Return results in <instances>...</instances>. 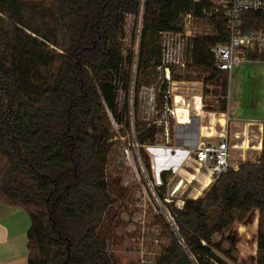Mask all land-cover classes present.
<instances>
[{
	"label": "trees",
	"instance_id": "trees-1",
	"mask_svg": "<svg viewBox=\"0 0 264 264\" xmlns=\"http://www.w3.org/2000/svg\"><path fill=\"white\" fill-rule=\"evenodd\" d=\"M198 9L192 0H0V199L28 214V264H117L100 234L112 203L110 115L121 127L129 125L117 96L122 87L128 91L133 54L124 55L117 38L126 15L140 16L142 67L150 42L160 32L180 30L181 14ZM225 41L221 22L216 35L193 37L191 64L213 76L227 73L214 67L210 51ZM158 56L159 50L153 68ZM164 90L158 89L162 97ZM135 132L140 145H150L157 127ZM261 143L257 159L227 167L203 196L170 207L201 264H210L211 248L220 249L212 236L253 210L255 264H264V122ZM139 151L149 169L148 156ZM233 247L223 251L231 259ZM154 264H190L173 233Z\"/></svg>",
	"mask_w": 264,
	"mask_h": 264
},
{
	"label": "rangeland",
	"instance_id": "rangeland-1",
	"mask_svg": "<svg viewBox=\"0 0 264 264\" xmlns=\"http://www.w3.org/2000/svg\"><path fill=\"white\" fill-rule=\"evenodd\" d=\"M181 23L182 18L180 25ZM140 30V16L126 15L122 34L117 38V43L124 55L132 52L136 56L137 52L134 62L129 65L131 76L128 91L125 92L123 87L118 90L117 101L120 108L126 107L129 125L125 127L120 125L117 128L112 122L113 141L106 165L112 203L108 206L100 228V234L107 241L108 252L117 264H154L157 257L170 245L172 239L171 229L166 221V208L176 207L181 200L193 198L196 195L193 190L195 181L189 182L192 179L191 174L196 173L200 168L196 162L192 161L186 165L180 163L176 166L177 164H173L169 157L164 158L156 153L154 162L157 165L159 178L154 179L153 175L156 172H153L151 168L147 170L142 166L147 174H141L135 160V153L130 146L132 127L136 130L147 124H155L153 122L155 120L163 119L161 109L165 99L158 91L163 84L165 90H170L168 100L173 104L174 95L183 96L185 99L183 107L189 108L191 115L195 112L192 96H199L201 113L204 111V114L208 116L206 120H212V124L213 122L215 125L219 124L216 119H225L228 122L232 119L231 117L239 122L250 119L264 120L263 57L257 60H243L234 66L231 72L216 73L214 76L210 70L197 68L191 64V61H187L184 67L172 68L171 81L165 84L160 80L157 70L153 68L160 47V35L146 47L142 67H138ZM224 80L226 85L222 83ZM177 105L182 106L181 102L175 106ZM176 124L175 120L170 119L169 142L172 140ZM156 127L157 133L153 144L158 149L170 143L164 139L163 127L160 125ZM145 146L142 147L143 153L149 156ZM125 149H128V154L125 153ZM259 154L236 163L239 165L247 159L254 161ZM178 167L185 170V179L177 174ZM147 177L152 180L153 186H149ZM180 179H182V183H179L180 191L173 194L172 190ZM203 195L204 193L201 196ZM165 199L171 200L170 205H167ZM250 214L251 212L242 221L235 220L229 228L224 230L223 235L215 236L217 240L228 238V240H221L219 250L222 252L230 248V243H233V250L236 251L235 241L239 246L241 245L239 242H242L243 246L239 247L238 264H254L252 251L255 233L252 240L246 243L245 233H251L255 223L257 233L258 215L257 218H253ZM234 216L236 217L237 214Z\"/></svg>",
	"mask_w": 264,
	"mask_h": 264
},
{
	"label": "built area",
	"instance_id": "built-area-1",
	"mask_svg": "<svg viewBox=\"0 0 264 264\" xmlns=\"http://www.w3.org/2000/svg\"><path fill=\"white\" fill-rule=\"evenodd\" d=\"M199 5L197 14L192 10L181 14V29L178 31L160 32L159 56L154 69L159 74V78L163 83H170L171 70L175 67H184L186 62L191 61V40L195 36H214L217 34L218 25L223 24V30L226 34L225 42H218L211 47L213 65L217 70L231 72L234 66L241 61L248 59V54L257 53L264 58V0H192ZM252 14L254 18H248ZM251 21V22H250ZM252 24V25H249ZM133 55L132 62H134ZM174 85V82L172 83ZM164 85V84H163ZM164 104L162 106V120L153 121L157 126L163 127V135L166 142L170 141V119L178 121L176 98L179 99L181 105H185V99L181 95H174L173 104L170 102V90H164ZM193 111L201 110V99L197 95L192 96ZM154 103L153 98L151 99ZM187 106V105H186ZM154 109V108H153ZM111 123H115L116 127H120L110 115ZM131 149L135 153V160L140 168L141 174H147V170L156 172L153 178H159L157 165L155 164L156 146L154 144L146 145L149 157V169L145 167L140 155V145L136 139L135 129H130ZM175 153L186 152L188 157L199 165L206 168L210 173L211 181L224 172L229 167L228 159L230 156V146L225 134H220L217 142H199L196 147L182 149L175 147ZM128 154V149H125ZM151 161V164H150ZM145 168H143V167ZM148 176V175H147ZM149 186H153V182L147 177ZM180 187L179 181L174 186L173 192ZM197 194L199 188H193ZM167 205L171 200L165 199ZM183 206L181 200L176 208ZM166 221L175 236L178 244L182 247L190 264H201L198 256L186 245L183 237L178 231L175 224L174 216L170 208H166ZM203 245H207L202 241ZM213 257H209L210 264H238L231 258L226 256L221 250L211 248Z\"/></svg>",
	"mask_w": 264,
	"mask_h": 264
},
{
	"label": "crops",
	"instance_id": "crops-1",
	"mask_svg": "<svg viewBox=\"0 0 264 264\" xmlns=\"http://www.w3.org/2000/svg\"><path fill=\"white\" fill-rule=\"evenodd\" d=\"M192 115L197 114L194 112ZM197 116L200 119L199 142H217L220 134H225L227 136L228 144L230 146V156L228 159L229 167L236 169L238 166L236 161L253 158L254 154L257 155L260 153L264 120L260 121L250 119L244 122H239L235 118L231 117L232 119L228 122L225 119H216L219 124L215 125L214 122L212 124V120H206V117L208 116L204 114V111ZM220 120L223 121L221 122ZM225 127L227 129H225ZM186 140L187 137L185 136L176 138L175 134H173L171 142H168L170 144L162 146V148L158 147L156 153L158 155H162L164 158L169 157L173 164H177L176 166H179L180 163L186 165L192 161L195 162L192 157L187 156L186 152H174V154H172V152L175 151V147H181L182 149L188 148L187 146L183 147ZM177 174L185 179V170L183 168L178 167ZM191 176L192 179L189 180V182L194 180L196 184L195 188H199L200 190L195 196H193V198L201 196L205 193L208 189L207 187H209V185L213 182L211 181L209 171L204 167H200L196 173H192ZM180 182L182 183V179L179 180V183ZM178 191H180V187L173 194ZM251 214L253 218H257L258 211L253 210ZM29 225L30 220L28 214L22 207L7 204L0 199V264H28L27 231L29 229ZM254 229L251 233H245V243L252 240V236L255 233V241H253L254 250L252 251L255 264V255L257 251L256 223ZM216 235L220 236V234H214L211 238L212 242L217 243L221 241V239H215ZM226 239L228 240L227 237ZM235 243L237 250L235 251L234 249V253L232 252L231 255L233 257L232 260L238 263L240 255L239 247L243 246V244L242 242H239L241 244L239 246L237 241H235Z\"/></svg>",
	"mask_w": 264,
	"mask_h": 264
},
{
	"label": "water",
	"instance_id": "water-1",
	"mask_svg": "<svg viewBox=\"0 0 264 264\" xmlns=\"http://www.w3.org/2000/svg\"><path fill=\"white\" fill-rule=\"evenodd\" d=\"M199 117L197 115H191L190 121L187 124L177 123L175 125L174 134L175 137H187L183 147H196L199 143ZM182 146V145H180ZM186 149V148H185Z\"/></svg>",
	"mask_w": 264,
	"mask_h": 264
},
{
	"label": "bare ground",
	"instance_id": "bare-ground-1",
	"mask_svg": "<svg viewBox=\"0 0 264 264\" xmlns=\"http://www.w3.org/2000/svg\"><path fill=\"white\" fill-rule=\"evenodd\" d=\"M176 102L179 103V99L176 98ZM187 107V106H186ZM189 109V108H188ZM187 108L183 106H178L177 105V115H178V121L187 124L190 121V112ZM195 114L200 115V111L195 112Z\"/></svg>",
	"mask_w": 264,
	"mask_h": 264
}]
</instances>
